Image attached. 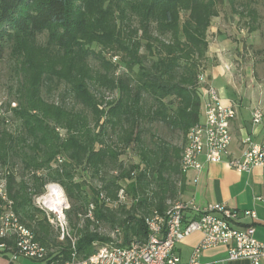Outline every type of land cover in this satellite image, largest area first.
Returning <instances> with one entry per match:
<instances>
[{"label": "trees", "instance_id": "1", "mask_svg": "<svg viewBox=\"0 0 264 264\" xmlns=\"http://www.w3.org/2000/svg\"><path fill=\"white\" fill-rule=\"evenodd\" d=\"M228 1L234 5L238 0ZM217 2L0 0V60L8 49L11 56L19 55L23 75L21 97L13 109L20 130L15 135L6 129L0 131V160L5 163L17 157L24 171L46 170L45 179L34 175L31 184L23 176L16 181L14 172H8L7 190L14 210L21 215L20 220L35 221L31 229L37 241L46 245L50 231L43 218L35 219L30 205L32 195L43 192L47 180L63 187L70 203L67 216L74 227L73 216L92 202L99 220L118 214L124 217L119 219L126 231L122 244L133 235L145 238L147 230L139 212L146 214L154 205L162 213L165 199L177 192L169 176L178 175L180 184L184 173L179 163L181 148L169 147L157 137L150 144L145 133L154 122H162L185 134L199 120L203 107L196 88L197 74L203 69L200 60L207 50L211 18L218 15ZM125 11L136 17L138 25L123 32L119 20L123 21ZM182 11L186 13L183 18ZM248 13L255 18L252 9ZM138 31L141 35L136 37ZM43 32L47 33L46 44L40 46L37 37ZM97 42L124 55L119 61L107 60L92 49ZM90 57L100 61L101 70H94ZM118 68L122 70L116 75ZM95 83L117 90L118 95L102 106V96L92 90ZM61 84L82 110L42 97L44 87ZM106 124L117 129L114 144L104 139ZM95 127H99L97 132ZM58 128L65 130L64 135ZM132 145L139 151L140 161L123 167L121 148ZM57 156L65 160L53 168ZM109 165L117 174L102 177L100 189L92 187L87 192L73 180L78 166L91 168L95 175ZM103 190L110 202L99 199ZM120 190L132 195L128 209L118 202ZM110 203H117L121 210L112 212ZM89 224L87 219L84 227H76L80 236L75 249L80 259L95 251L94 242L110 240L91 231ZM32 226L27 223V227ZM59 247V252L47 258L64 263L71 255L69 239Z\"/></svg>", "mask_w": 264, "mask_h": 264}, {"label": "built area", "instance_id": "2", "mask_svg": "<svg viewBox=\"0 0 264 264\" xmlns=\"http://www.w3.org/2000/svg\"><path fill=\"white\" fill-rule=\"evenodd\" d=\"M204 73L198 74L200 95L203 109L199 120L188 132L183 146L180 165L183 172L188 168L199 169L201 163L198 155L204 154L206 161H222L228 154L231 141L229 121L235 117L234 104H223L219 92L209 86L202 90ZM251 123L258 127L263 123V111L260 105L250 111ZM243 149L240 155H230L226 163L239 172H248L258 166L264 172V128L262 140L254 142L249 135L241 140ZM62 162V159H58ZM8 173V172H7ZM52 186L61 190L64 204L58 209L45 202V195ZM44 191L34 197V202L46 213L50 223L58 232L59 240L69 239L71 255L63 264H205L199 260L203 249L224 245L231 260L247 258L250 264H261L264 257V244L255 238V227L252 223L239 225V221L248 217L256 219L254 210L246 209L240 213L222 203L198 205L193 200L184 201L180 197L174 199L171 205L162 213L154 210L144 220L146 236L144 239H132L122 244L116 239L120 235L119 228L110 233L108 242H94L95 251L86 258L80 259L75 249L74 237L65 209L68 201L62 187L55 182L44 185ZM100 200L110 202L102 191ZM264 198V197H263ZM126 194L118 193V202H124ZM185 210L192 211L194 218L183 223ZM94 204L88 205L86 216L93 218ZM193 232H200L202 238L195 245L186 262H182L173 249L177 243ZM0 250L8 253V264L21 258L43 260L47 250L34 237L33 232L24 225L16 211L14 202L8 195L7 184L0 179Z\"/></svg>", "mask_w": 264, "mask_h": 264}, {"label": "rangeland", "instance_id": "3", "mask_svg": "<svg viewBox=\"0 0 264 264\" xmlns=\"http://www.w3.org/2000/svg\"><path fill=\"white\" fill-rule=\"evenodd\" d=\"M218 15L211 18L210 26L207 30L206 39L208 42L207 50L209 48V42L212 41L213 36L216 32H220L225 34L229 38V44L228 46V56L230 58V61L234 64L235 70L234 73L237 78H239V75H244L245 67L248 66L251 68L250 70V77L255 79V83H257L264 94V0H238L234 5L230 3L228 0H218ZM252 9L255 12V18H253V14L248 13V9ZM126 16L123 17V21L119 20L120 28L123 32H126L127 30H133V28H137L138 21L135 16L131 15V13L125 11L124 13ZM186 15L184 11L181 12L182 18ZM213 28V30H211ZM141 35V31L137 32L136 37H139ZM47 39V33L43 32L38 35L37 37V43L40 46H44L46 44ZM36 43V44H37ZM34 48V46L32 45ZM92 49H94L96 52H101L107 60H110L111 57L113 58V61H119L121 59V56L124 55L122 52L114 51L112 48H104L102 43H94L92 44ZM31 49V47H30ZM207 50L205 52L204 58L200 60L201 68H203L204 64L206 63V54ZM140 52H143V49L141 48L139 50ZM19 56V55H15ZM11 56L9 53V49L6 51V55L3 59L0 60V131L2 129H6L9 133L17 134L20 130L19 121L16 119L13 109L17 107L19 97H21V90L23 84V75L21 74V60L22 57H15ZM90 64L93 66L94 70L102 68L100 61L97 58L90 57L89 59ZM122 69L118 68L116 70V75L119 73ZM246 71V70H245ZM203 72L201 69L198 72ZM198 74H197V87L198 91L200 93V83L198 80ZM249 76H244V78H248ZM92 90L96 93L98 96H102L101 100L102 106L105 105L106 101H111L113 98H115L118 95L117 90H112L105 88L104 86H100L98 84H94L92 86ZM42 97L48 101V102H56V103H64L69 108H73L76 111L82 110V106L79 103H75L74 100L70 95H68L67 92H65L64 87L61 85H53L50 88L44 87L42 89ZM89 116V119L91 118L90 114L86 112ZM99 127H95V132L98 131ZM115 129V130H114ZM61 135H64L65 130L58 128ZM153 134V136L150 135ZM116 136H117V129L111 127V125L106 124L105 125V133H104V139L111 144L116 143ZM162 139L166 142H168L169 147H180V153H179V163L181 160V154L183 146L186 143L187 139V132L183 134L178 129H174L162 122H154L153 125L150 127V130L146 131L145 133V140L148 143H152L155 138ZM122 152L119 154V160L122 162L123 167H127L131 163H137L140 161L139 151L136 149L135 145L121 148ZM61 158L62 161L65 160L64 157L57 156V159ZM61 162L59 160H55L52 162V167H57ZM21 163L17 157L15 158H8L7 161L4 163L0 160V179H4L6 184L8 182V173L7 172H14L16 175V181H20V178L23 176V178L29 182L33 179L34 175H37L41 177L42 179H45L46 176V170L44 169H31L30 171H24L21 167ZM74 181H77L82 184V189L86 190L87 192H91V188L100 189L101 188V178L105 177L107 178L110 175H116L117 171L113 170L111 168V165L109 167L102 169V171L99 174H93L91 168L83 169L82 166H78L74 171ZM172 180H174L176 185V194L173 196H169L165 199L164 203V209L166 210L172 203V201L179 197V187L180 184L177 180L178 175L172 173L169 176ZM55 182L58 183L60 186L61 184L56 181L47 180L44 185ZM31 184V182H29ZM29 184V185H30ZM125 185V183H124ZM31 186V185H30ZM62 187V186H61ZM155 183L151 184V188L154 190ZM125 191V186H123ZM63 189V187H62ZM45 190V189H44ZM43 190V191H44ZM64 191V189H63ZM43 193V192H42ZM103 193L105 194V191L103 190ZM149 195H151V192H147ZM41 193H36L32 195L31 200V209L34 210L35 213V219L43 218L45 222L48 224L50 234L47 237L46 245H43L39 240L38 242L45 247L47 250V255H50L53 257L57 252L60 250V244L63 242L62 240H59L58 238V232L54 228V226L50 223L46 213L42 208H40L38 205L34 202V197L36 195H39ZM64 194L66 196V193L64 191ZM67 198V196H66ZM68 201V207L65 209L66 217L68 219L69 225L71 227L72 233L74 237H76V240L79 238V234H77V228H82L85 226L87 219L90 220L89 227L91 231H97L98 234H100L103 237H106L108 239H111L110 233H112L115 229L119 228L120 235L116 236V239L119 240L120 243H123L125 241V234L126 231L123 229V225L120 224L119 219H124L121 215H116L113 217L108 216L106 220H99L95 217V214L93 212V218H90L86 216L88 205L85 207V209L82 212H79L77 217H74V223L73 224L69 221V218L67 216V210L70 208V203ZM121 204H124L123 206H126V209L131 206L132 204V195L126 193V199ZM110 207V210L113 212L114 210L118 211L121 210V207L119 208L118 204L110 203L108 204ZM154 210H158L156 206H150L149 212L144 214L143 212H139L140 217L144 220L151 215V213ZM115 214V213H114ZM117 214V213H116ZM21 217V215L19 214ZM113 218V219H112ZM21 221L24 225L27 226V223L33 225L32 227H28L31 231V228H34L35 221H23L21 218ZM113 224V225H112ZM33 232V231H32ZM34 234V232H33ZM132 239H140L139 236L133 235L129 238L128 241ZM109 241V240H108ZM106 241V242H108ZM98 243H102L99 242ZM63 264V263H61Z\"/></svg>", "mask_w": 264, "mask_h": 264}, {"label": "crops", "instance_id": "4", "mask_svg": "<svg viewBox=\"0 0 264 264\" xmlns=\"http://www.w3.org/2000/svg\"><path fill=\"white\" fill-rule=\"evenodd\" d=\"M228 44L229 38L225 34L220 32L214 34L206 54L207 64H204L202 69L205 78L201 86L203 91L212 86L219 92L223 104L235 105L236 115L229 121L231 132L229 153L222 161H206L204 154L198 155L197 160L201 163V167L199 169L191 167L183 173L179 197L184 201L193 200L201 206L222 203L240 213L246 209L254 210L256 219L244 217L239 221V225L252 223L255 227V238L264 244V172L258 166L248 172H239L225 161L230 155H240L243 149L241 142L243 137L249 135L254 142H261L264 128V94L255 83V79L250 77V67H245L243 76L236 77L235 66L227 55L230 48ZM244 76L249 77L244 78ZM201 99L203 100L204 97ZM256 105H260L263 111V123L258 127L252 125L250 118V111ZM183 214V223L195 216L190 210H185ZM201 238L200 232L189 234L176 244L174 253L180 256L182 262H186L193 247ZM199 260L205 264H250L247 258L229 259L227 247L224 245L203 249ZM0 264H8V253L1 250ZM11 264L61 263L50 261L46 257L43 260L21 258ZM261 264H264V257Z\"/></svg>", "mask_w": 264, "mask_h": 264}, {"label": "bare ground", "instance_id": "5", "mask_svg": "<svg viewBox=\"0 0 264 264\" xmlns=\"http://www.w3.org/2000/svg\"><path fill=\"white\" fill-rule=\"evenodd\" d=\"M44 199L47 204L51 205L52 208H56V209L63 206L65 202L63 193H61V190L57 188L56 186H52L49 189Z\"/></svg>", "mask_w": 264, "mask_h": 264}]
</instances>
